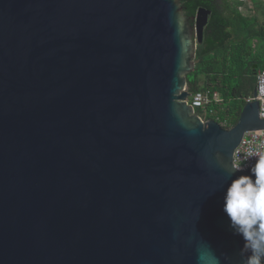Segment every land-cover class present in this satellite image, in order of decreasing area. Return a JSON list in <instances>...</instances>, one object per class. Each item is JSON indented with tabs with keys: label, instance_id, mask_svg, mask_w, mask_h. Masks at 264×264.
Instances as JSON below:
<instances>
[{
	"label": "water",
	"instance_id": "1",
	"mask_svg": "<svg viewBox=\"0 0 264 264\" xmlns=\"http://www.w3.org/2000/svg\"><path fill=\"white\" fill-rule=\"evenodd\" d=\"M210 14L0 0V264H244L224 197L264 119L256 99L231 129L188 103Z\"/></svg>",
	"mask_w": 264,
	"mask_h": 264
},
{
	"label": "trees",
	"instance_id": "2",
	"mask_svg": "<svg viewBox=\"0 0 264 264\" xmlns=\"http://www.w3.org/2000/svg\"><path fill=\"white\" fill-rule=\"evenodd\" d=\"M245 1L180 0L187 18L199 8L211 11L197 46L195 69L187 75V91L217 92L219 104L211 103L207 113L196 108L195 113L225 129L236 125L245 98L254 94L258 71L264 70V0H251L250 14L242 10Z\"/></svg>",
	"mask_w": 264,
	"mask_h": 264
},
{
	"label": "clouds",
	"instance_id": "3",
	"mask_svg": "<svg viewBox=\"0 0 264 264\" xmlns=\"http://www.w3.org/2000/svg\"><path fill=\"white\" fill-rule=\"evenodd\" d=\"M247 157L258 160L251 168V175L232 180L224 197V212L234 233L245 241L241 249V255L246 257L244 264H264V154L248 152ZM240 169L232 166L229 178Z\"/></svg>",
	"mask_w": 264,
	"mask_h": 264
},
{
	"label": "built area",
	"instance_id": "4",
	"mask_svg": "<svg viewBox=\"0 0 264 264\" xmlns=\"http://www.w3.org/2000/svg\"><path fill=\"white\" fill-rule=\"evenodd\" d=\"M256 79V94L245 98V103L253 102L256 99L259 102L260 118L264 119V70L258 71ZM187 101L194 109L198 108L205 111L211 103L219 104L221 102L219 94L217 92L211 93L210 91L195 92L190 95ZM248 152L264 154V129L246 132L240 144L235 149L234 165L241 167L240 170L253 167L258 160V157L248 158Z\"/></svg>",
	"mask_w": 264,
	"mask_h": 264
},
{
	"label": "rangeland",
	"instance_id": "5",
	"mask_svg": "<svg viewBox=\"0 0 264 264\" xmlns=\"http://www.w3.org/2000/svg\"><path fill=\"white\" fill-rule=\"evenodd\" d=\"M246 4H247V8L243 7V12L246 13V14H250V9H251V6H252V1L251 0H246L245 1ZM254 95V94H253ZM205 113H207L205 110H203ZM204 113V114H205Z\"/></svg>",
	"mask_w": 264,
	"mask_h": 264
}]
</instances>
